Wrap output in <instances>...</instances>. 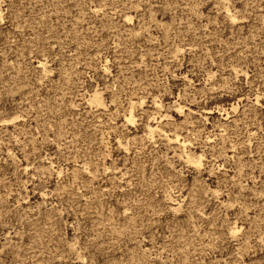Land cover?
Returning <instances> with one entry per match:
<instances>
[{
    "label": "rangeland",
    "instance_id": "374dc122",
    "mask_svg": "<svg viewBox=\"0 0 264 264\" xmlns=\"http://www.w3.org/2000/svg\"><path fill=\"white\" fill-rule=\"evenodd\" d=\"M0 264H264V0H0Z\"/></svg>",
    "mask_w": 264,
    "mask_h": 264
},
{
    "label": "bare ground",
    "instance_id": "6f19581e",
    "mask_svg": "<svg viewBox=\"0 0 264 264\" xmlns=\"http://www.w3.org/2000/svg\"><path fill=\"white\" fill-rule=\"evenodd\" d=\"M92 99H93L94 102H96V103H101V98H100V96H99L98 94H94L93 97H92ZM149 129H150L151 131H153V130H154V127H153L152 125H150V126H149ZM194 161L197 162L198 160H194Z\"/></svg>",
    "mask_w": 264,
    "mask_h": 264
}]
</instances>
